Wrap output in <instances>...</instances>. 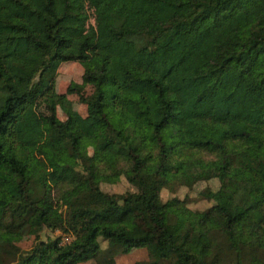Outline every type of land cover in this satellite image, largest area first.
<instances>
[{
    "label": "trees",
    "instance_id": "trees-1",
    "mask_svg": "<svg viewBox=\"0 0 264 264\" xmlns=\"http://www.w3.org/2000/svg\"><path fill=\"white\" fill-rule=\"evenodd\" d=\"M102 9L0 0V264H84L99 259L100 240L111 264L140 249L149 264H264V0ZM72 62L91 95L75 83L56 91ZM70 95L86 117L66 107ZM122 175L135 193L102 190ZM214 179L206 213L160 198L173 182ZM45 229L74 240L14 244Z\"/></svg>",
    "mask_w": 264,
    "mask_h": 264
},
{
    "label": "rangeland",
    "instance_id": "rangeland-1",
    "mask_svg": "<svg viewBox=\"0 0 264 264\" xmlns=\"http://www.w3.org/2000/svg\"><path fill=\"white\" fill-rule=\"evenodd\" d=\"M94 2H100L103 5L102 12L108 13L116 5L117 0H92ZM93 24V19L91 20ZM84 69L79 63H64L58 72V77L56 80L55 88L59 94H66L67 89L72 83L78 84L81 86V92L85 96L92 94L94 87L90 84H85L83 82ZM66 107L70 110L76 111L81 116H87V108L80 102V98L77 95L68 96ZM39 112L41 114H50V110L45 107H41ZM58 117L61 120H66V116L62 110H57ZM89 154L93 156L94 152L92 149H89ZM197 158H200L205 161L214 160L213 155L206 153H199ZM127 166L123 163L120 164L118 171L126 169ZM82 169H80L81 171ZM101 188L104 192L110 195L125 196L129 193H135L137 190L128 183L124 175L118 179L106 180L102 183ZM220 188V182L217 179L211 181H202L197 184H194L192 187H186L181 184V182H173L169 187L163 188L160 192V198L163 203L176 201L175 209L185 210L192 213H206L211 209L215 203L212 200H208L203 196V193L207 190L216 192ZM58 196V192L55 194ZM59 240L61 239L62 245L71 243L74 240L73 235L65 234L63 231H51L45 229L39 240L34 236H17L14 238V244L22 252H27L31 250L38 241L47 242L48 240ZM221 239L217 241L220 243ZM100 245L102 248V254L98 260H92L84 264H111V258L109 253L108 243L100 240ZM225 247H222L223 251ZM226 252L225 250L220 253ZM222 255V254H221ZM224 264H227V261L222 258ZM151 262L150 255L146 249L135 250L128 255H120L114 259V264H149Z\"/></svg>",
    "mask_w": 264,
    "mask_h": 264
}]
</instances>
